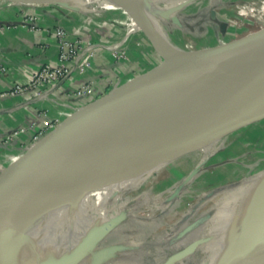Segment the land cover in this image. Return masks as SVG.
Masks as SVG:
<instances>
[{
	"label": "rangeland",
	"instance_id": "374dc122",
	"mask_svg": "<svg viewBox=\"0 0 264 264\" xmlns=\"http://www.w3.org/2000/svg\"><path fill=\"white\" fill-rule=\"evenodd\" d=\"M263 2L264 0H194L177 13V23L174 24L170 18H166L160 24L164 31L173 35L178 43L188 45L191 51L205 50L261 30L264 26V13L261 10ZM33 6L53 7L62 11L60 18L62 22L57 21L52 29L43 28L31 9ZM4 7L23 9L21 14L24 13V15L19 22L0 21L1 30L19 24L35 33L49 30L53 35L61 33V38L66 45L65 49L71 56V59L63 65L66 75L68 72L69 75L51 82L46 81L38 92L41 95L52 86H55L56 91L61 89L64 80L72 74L84 77L87 74L94 76L95 74L90 72L93 62L107 55L114 57L113 61H117L118 65H124L140 73L138 75L150 71L157 65H162L164 61L167 68H172L183 60L178 46L170 39H158L163 59L144 33L137 31L128 34L129 21L119 10L99 12L96 11L95 5L79 6L75 2L65 5H22L0 0V11ZM31 19H33V27L26 25ZM66 21L68 24H63ZM83 24L90 29V32L91 29H96L97 32L104 33L106 40L96 43L91 40L83 41L80 36H76L78 26L81 28ZM66 27L70 28L71 32H68ZM54 38L57 54L53 64H57L61 54L58 47L60 41L57 36ZM156 56L160 61L152 66ZM88 57H90V63L87 66L85 59ZM3 68V74H5L7 69L4 66ZM35 71L27 76L26 86L32 82ZM104 78L109 87L125 80L122 73L118 72L109 78L106 76ZM90 94H92L90 84L83 83L69 96L87 98L91 96ZM55 95L54 98L46 97L52 100L55 112H41V129L36 130L35 125L30 124L6 135L0 141V177L11 165L21 168L32 146L39 144L51 131L63 125L66 119L76 112L75 109L92 102L89 101L80 106V104H72L66 97V100L63 99L62 94ZM24 135L29 136V139L21 140L20 138ZM197 171L185 180L186 173L175 178L164 170L161 178L155 181L156 190L153 192L149 191V185H142L130 190L131 192H126L123 202L110 216L95 217L90 220L85 240L94 232L93 239L77 249L79 253L76 263H83L90 252L98 253L112 249L114 246L123 247L132 244L137 246L135 251L108 255L98 264H165L167 262L169 264H199L201 246L198 245L194 250H191V247L200 239L207 226V219L201 220V218L210 205L198 210L196 205L214 191L242 182H249L251 185L264 174V120L242 127L221 141L215 154ZM155 196H159L161 201L157 208L153 206ZM2 199L3 196H0V201ZM151 206H153L152 216L147 222L135 217L146 212V207ZM110 224L112 226L108 227ZM105 227L109 229L108 232L98 239L100 234L95 233ZM97 241L98 245L92 248Z\"/></svg>",
	"mask_w": 264,
	"mask_h": 264
},
{
	"label": "water",
	"instance_id": "95a60500",
	"mask_svg": "<svg viewBox=\"0 0 264 264\" xmlns=\"http://www.w3.org/2000/svg\"><path fill=\"white\" fill-rule=\"evenodd\" d=\"M8 1L22 5L55 4L48 0ZM192 1H186L179 9ZM177 13L170 18L174 23L178 22ZM138 22L141 32L163 58L145 17ZM191 52L189 58L172 68H167L164 61L80 107L63 125L29 149L21 168L11 165L4 171L0 177V196H3L0 201V264H23L24 261L27 235L20 233L18 236L12 224L17 212L58 198L99 166L215 132L233 133L264 120L263 28L223 45ZM238 56L252 57L253 61L234 85L204 92L158 120L133 125L114 122L124 112L155 98L167 96L169 100H179L189 96L191 91L187 88L195 78ZM108 230L105 227L95 234H100L98 239H101ZM93 233L82 245L93 239ZM246 234L257 245L264 243V183L259 189ZM97 245L98 241L92 248ZM78 253L75 250L69 257L58 258L55 264H77ZM237 264H264V248Z\"/></svg>",
	"mask_w": 264,
	"mask_h": 264
},
{
	"label": "bare ground",
	"instance_id": "6f19581e",
	"mask_svg": "<svg viewBox=\"0 0 264 264\" xmlns=\"http://www.w3.org/2000/svg\"><path fill=\"white\" fill-rule=\"evenodd\" d=\"M48 1L57 5L71 2L79 6L95 5L96 11L99 12L119 10L129 21L128 34L141 31L138 21L139 18L145 17L157 39L160 51L162 49L158 39L167 38L178 46L183 59L192 55L188 45L178 43L160 24L166 18L175 17L176 12L180 11V6L188 0ZM261 10L264 13V2ZM238 57L221 62L209 72L195 78L187 88L191 91L189 96L179 100H169L171 98L167 96L155 98L124 112L114 122L133 125L158 120L177 111L204 92L234 85L253 61L252 57ZM151 105L157 106L151 107ZM233 133L215 132L151 152L115 160L89 172L77 185L58 198L20 210L13 216L12 224L18 236L20 233L27 235L23 264H55L58 258L69 257V254L77 251L86 241L90 220L95 217L110 216L123 202L126 192L142 185H149V191L153 192L156 190L154 183L161 178L164 170L175 178L186 173L185 180H188L215 154L221 141ZM263 183L264 174L251 185L249 182L238 183L214 191L197 203L196 210L210 205L201 218V220L207 219V226L198 242L202 249L199 264H237L264 248V243L257 245L248 239L246 234ZM159 202H161L160 197L155 196L154 208L160 206ZM153 206L146 207V212L135 217L147 222L152 216ZM62 208L64 209L60 211ZM247 240L249 244L245 243ZM136 249L137 246L131 244L123 247L114 246L112 249L98 253L90 252L89 257L81 264H96L108 255L132 252Z\"/></svg>",
	"mask_w": 264,
	"mask_h": 264
},
{
	"label": "crops",
	"instance_id": "0c3cea01",
	"mask_svg": "<svg viewBox=\"0 0 264 264\" xmlns=\"http://www.w3.org/2000/svg\"><path fill=\"white\" fill-rule=\"evenodd\" d=\"M31 9L37 15L43 28L52 29L56 26L57 21L62 22L60 19L63 14L62 11L53 9V7L33 6ZM22 10L20 8L4 7L0 11V21L19 22V19L24 15V13L21 14ZM63 24H68V21ZM85 26V24L81 28L78 26V31H76V36H80L83 41L91 40L96 43L97 41L103 42L106 40L104 33L97 32L96 29H91L90 32V29ZM66 30L71 32L68 27H66ZM49 31L35 33L28 30L26 26L19 24L13 25L8 29H0V64L7 69L5 74H0V141L6 135L21 127L30 126V124L35 125L34 129L36 130L41 129V112H55L52 100L47 99V96L54 98L55 94H62L64 95L63 99L66 97L72 104H80L81 106L101 97L110 89L140 74L124 65H118L117 61H113L114 57L107 55L93 62L90 72H93L94 76L87 74L84 77L72 74L68 79L64 80L61 89L56 91L55 87L50 88L43 93L44 96L40 99L30 92L10 94L2 97V94L12 92L15 87L24 86L27 76L39 67L47 63L53 64L56 61V42L54 35ZM175 37L177 38V35ZM159 61V57L156 56V59L154 57L152 66L157 65ZM116 72L122 73L125 80H121V82L109 87L104 77L109 78V76L115 75ZM83 83L90 84L91 96L87 98H71L69 94L78 89ZM20 139L26 141L29 136L24 135Z\"/></svg>",
	"mask_w": 264,
	"mask_h": 264
},
{
	"label": "built area",
	"instance_id": "2783aa9c",
	"mask_svg": "<svg viewBox=\"0 0 264 264\" xmlns=\"http://www.w3.org/2000/svg\"><path fill=\"white\" fill-rule=\"evenodd\" d=\"M32 20L33 19H31V21H27L26 25L33 27L34 23ZM54 36H57L59 38V41H60V44L58 47L60 48L61 54L59 56L57 64L48 63V64H45V65L39 67L35 71V73L33 75V79L31 80L32 82L29 85L15 87L12 92L2 94L1 95L2 97L10 95V94L14 95V94H22L24 92H30V93H34L36 98L40 99L44 95H41L38 92H40V90L42 89V87L46 81L51 82L53 80L65 78L66 71H65V68L63 65L66 61L71 59V56H69L68 51L65 49L66 45L64 43V40L61 38V33H57L56 35L54 34ZM89 60H90V57L85 59L87 66L90 63ZM3 72H4V68L0 64V74H3ZM68 75H69V72L67 73L66 76H68ZM53 87H55V86H52V88ZM75 110L77 111L78 109H75Z\"/></svg>",
	"mask_w": 264,
	"mask_h": 264
}]
</instances>
